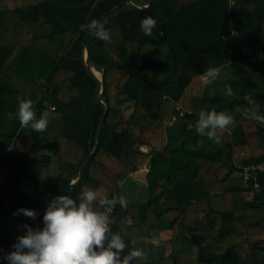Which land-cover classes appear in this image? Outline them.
I'll use <instances>...</instances> for the list:
<instances>
[{
	"label": "trees",
	"instance_id": "obj_1",
	"mask_svg": "<svg viewBox=\"0 0 264 264\" xmlns=\"http://www.w3.org/2000/svg\"><path fill=\"white\" fill-rule=\"evenodd\" d=\"M148 2L13 0L8 7L0 0V247L13 250L24 224L42 227L54 196L70 191L77 199L90 188L118 197L121 182L148 164L147 201L117 203L111 215L126 251L144 252L133 264H264V191L246 198L242 179L232 175L264 159V126L239 108L249 93L264 115V0H153L143 7ZM106 12L101 22L111 43L87 30ZM146 16L157 21L151 37L140 29ZM210 67L224 76L206 83ZM18 97L55 106L47 113L38 105L37 118L48 115L44 132L20 126ZM212 109L235 122L218 131L219 143L188 127ZM103 115L97 147L76 180ZM52 159L55 174L32 175L31 166ZM19 208L34 210L35 220L13 215ZM126 217L168 231L169 251L132 242Z\"/></svg>",
	"mask_w": 264,
	"mask_h": 264
},
{
	"label": "clouds",
	"instance_id": "obj_2",
	"mask_svg": "<svg viewBox=\"0 0 264 264\" xmlns=\"http://www.w3.org/2000/svg\"><path fill=\"white\" fill-rule=\"evenodd\" d=\"M105 24L106 21L92 19L87 24V30L97 39L111 43ZM156 27L157 21L152 16L141 18L140 29L146 36H153ZM220 73L219 67L208 68L204 73L205 82H214ZM226 94H234L230 86L226 88ZM242 98L248 105L256 102L249 93ZM17 100L20 126H30L36 132H44L48 125L47 113L37 118L31 99L18 97ZM253 115L264 126V115ZM233 123L231 115L212 109L201 110L195 125L189 124L188 127L219 143L220 135ZM117 203L122 208L127 206L122 197L101 198L90 188L83 190L77 199L71 195L54 196L43 213V226L33 228L24 224V234L17 237L13 250L2 258L8 264H133V261L144 258V252L141 249L126 251L124 239L112 232L110 225L114 220L110 213ZM19 214L33 220L36 218L35 211L28 208H19L13 213Z\"/></svg>",
	"mask_w": 264,
	"mask_h": 264
},
{
	"label": "crops",
	"instance_id": "obj_3",
	"mask_svg": "<svg viewBox=\"0 0 264 264\" xmlns=\"http://www.w3.org/2000/svg\"><path fill=\"white\" fill-rule=\"evenodd\" d=\"M235 123L229 126L228 130L232 129ZM146 149V147H144ZM47 166V167H44ZM148 164H145L143 167L139 168L137 171L131 173L128 178L121 182L120 189L124 190V186L130 187V188H145L148 193V186H147V179L146 174L148 171ZM30 172L34 177H43L46 174H55L57 172V167L55 163V159H52V161L49 164H41V165H33L30 167ZM50 172V173H49ZM54 172V173H52ZM149 196V193H148ZM119 197V194H118ZM148 199V198H147ZM145 199L141 203H144L147 201ZM131 204L126 203V205H133V204H141L130 202ZM134 220L132 218H124L123 219V226L125 233L129 236L132 242L145 239L149 240L155 244L160 245L165 251H169L168 246L166 245L165 241V235H168V231L164 230L162 227H156L151 228L147 226L140 227L138 225L133 224Z\"/></svg>",
	"mask_w": 264,
	"mask_h": 264
},
{
	"label": "built area",
	"instance_id": "obj_4",
	"mask_svg": "<svg viewBox=\"0 0 264 264\" xmlns=\"http://www.w3.org/2000/svg\"><path fill=\"white\" fill-rule=\"evenodd\" d=\"M37 101V103L33 104V109L36 113L39 111V104L43 112L52 113L56 110L54 105L45 100L38 99ZM232 175L242 179L246 198H251L255 193L264 191V159L244 163L236 168ZM113 197H116V195H113L111 198ZM113 211L114 208L111 210L110 215H112ZM8 252L10 251L0 247V262L5 260L2 257Z\"/></svg>",
	"mask_w": 264,
	"mask_h": 264
},
{
	"label": "rangeland",
	"instance_id": "obj_5",
	"mask_svg": "<svg viewBox=\"0 0 264 264\" xmlns=\"http://www.w3.org/2000/svg\"><path fill=\"white\" fill-rule=\"evenodd\" d=\"M4 4L8 7H12L14 5L13 0H4ZM233 38L236 39L237 36H234ZM246 38L248 37H243V36L241 37V39H246ZM95 74L98 77H100L99 72H96ZM220 76H224L223 70H221ZM203 79L205 80V76H203ZM239 108L244 114L251 116V117H254L253 115L254 113L259 114V111H260V108L257 104L248 105L246 103L242 107H239ZM125 111L126 113L129 112L128 108H126ZM44 167H47V166L44 165ZM118 194H119V197H122L128 204H131L130 202H135V203L140 202L141 203L142 201L148 198L147 190L144 187L143 188H130V187L124 186V190L120 189Z\"/></svg>",
	"mask_w": 264,
	"mask_h": 264
},
{
	"label": "water",
	"instance_id": "obj_6",
	"mask_svg": "<svg viewBox=\"0 0 264 264\" xmlns=\"http://www.w3.org/2000/svg\"><path fill=\"white\" fill-rule=\"evenodd\" d=\"M152 1H153V0H149L148 4L145 5V6H143V7H148V6H150L151 3H152ZM128 2H129V1H128ZM122 3H123V1L120 2L118 5L114 6L113 8H111L110 11L119 8V7L122 5ZM107 13H108V12L104 13L103 16L99 19V21H102L103 18L107 15ZM89 33H90V32H89ZM87 37H88V36H86V37L84 38V40H83V46H84V47H85V45H86ZM86 57H87V52H86V50H85V52H84V58L86 59ZM88 67H90V68L93 69V67H91V66H89V65H88ZM93 70H94V69H93ZM100 82H101V90H100V94H99V96H98V101L102 104V100H101V98H102V93H103V91H104V80H103V78L100 79ZM104 107L106 108V106H104ZM103 123H104V115H103L102 118H101V121H100V124H99L98 130H97V133H96V136H95V140H96L95 147H94V149L92 150V152H90V154H88V155L83 159V161H82V163H81V165H80V167H79V174H78V177H77L76 180H79V179L82 177L84 164H85V162L91 157V155L94 153V151H95V149H96V147H97V141H98V137H99L100 131H101V129H102ZM76 180H74L73 182H75ZM68 195H71V194H70V191L68 192Z\"/></svg>",
	"mask_w": 264,
	"mask_h": 264
},
{
	"label": "bare ground",
	"instance_id": "obj_7",
	"mask_svg": "<svg viewBox=\"0 0 264 264\" xmlns=\"http://www.w3.org/2000/svg\"><path fill=\"white\" fill-rule=\"evenodd\" d=\"M97 71L94 70V73H96Z\"/></svg>",
	"mask_w": 264,
	"mask_h": 264
}]
</instances>
